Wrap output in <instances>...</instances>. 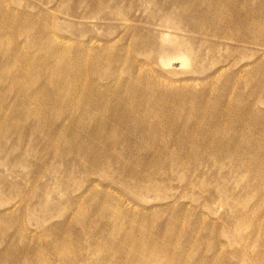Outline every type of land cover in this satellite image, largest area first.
<instances>
[{
	"label": "rangeland",
	"instance_id": "obj_1",
	"mask_svg": "<svg viewBox=\"0 0 264 264\" xmlns=\"http://www.w3.org/2000/svg\"><path fill=\"white\" fill-rule=\"evenodd\" d=\"M264 264V0H0V264Z\"/></svg>",
	"mask_w": 264,
	"mask_h": 264
},
{
	"label": "bare ground",
	"instance_id": "obj_2",
	"mask_svg": "<svg viewBox=\"0 0 264 264\" xmlns=\"http://www.w3.org/2000/svg\"><path fill=\"white\" fill-rule=\"evenodd\" d=\"M141 264V263H140Z\"/></svg>",
	"mask_w": 264,
	"mask_h": 264
}]
</instances>
